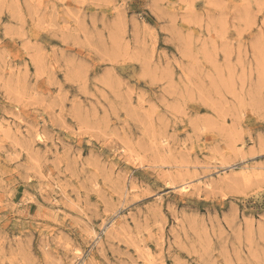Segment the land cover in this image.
Listing matches in <instances>:
<instances>
[{"label": "rangeland", "instance_id": "rangeland-1", "mask_svg": "<svg viewBox=\"0 0 264 264\" xmlns=\"http://www.w3.org/2000/svg\"><path fill=\"white\" fill-rule=\"evenodd\" d=\"M0 264H264V0H0Z\"/></svg>", "mask_w": 264, "mask_h": 264}]
</instances>
